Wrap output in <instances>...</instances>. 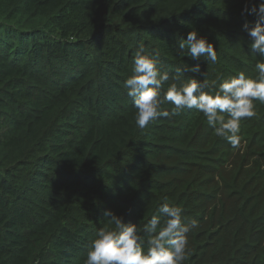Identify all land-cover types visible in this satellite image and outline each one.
<instances>
[{
	"label": "trees",
	"instance_id": "1",
	"mask_svg": "<svg viewBox=\"0 0 264 264\" xmlns=\"http://www.w3.org/2000/svg\"><path fill=\"white\" fill-rule=\"evenodd\" d=\"M217 1L0 0V264H84L97 231L109 225L105 211L136 224L147 242L143 227L164 203L179 206L187 222H199L189 233L184 264H264V170L242 171V181L230 183L206 167L219 177L209 197L213 208L184 206L185 191L170 193V184L159 182L168 169L160 166L150 176L149 160L138 155L156 153L145 149L154 125L138 128L124 87L140 45L172 74L185 63H199L203 76L196 78L210 87L213 63L192 61L178 43L196 30L215 38L220 52L226 36L230 43L239 35L228 16L234 1ZM245 23L252 27L256 18ZM242 36L235 39L246 55L241 72L255 78L256 60L264 57L254 56L244 45L252 38ZM192 75L185 72L168 84ZM254 103L257 115L242 121L241 144L264 165V104ZM161 107L171 111L173 105ZM181 116V125L171 130L186 144L171 150L180 159L194 152L203 160L222 144L234 149L215 140L213 130L204 145L193 143L206 134V117L195 109ZM246 179L249 187L241 184ZM218 200L233 204L219 211ZM203 230L213 232L208 247L202 246Z\"/></svg>",
	"mask_w": 264,
	"mask_h": 264
},
{
	"label": "clouds",
	"instance_id": "2",
	"mask_svg": "<svg viewBox=\"0 0 264 264\" xmlns=\"http://www.w3.org/2000/svg\"><path fill=\"white\" fill-rule=\"evenodd\" d=\"M243 11L256 16L254 26L243 25V30L252 38L250 50L254 56L258 53L264 57V0L251 8L246 5ZM185 48L192 61H201V57L204 62L218 60L213 43L199 36L196 30L188 32L186 39L180 38L181 54ZM133 65L132 75L124 81V87L136 109L135 123L139 129L147 128L158 118H171L186 109H195L206 117L217 137L236 149L242 140V121L257 115L255 101L264 104V60H256L258 75L255 78L240 72L238 76L222 79L214 95L210 94L211 89L204 91L209 87L206 79L196 78L203 76L199 63L195 66L185 63L172 74L162 70L158 58L140 45ZM185 72L193 74L187 82L168 84L170 80L181 81ZM212 87H217L216 81L212 82ZM166 102L173 105L171 111L162 109ZM182 211L179 206L162 204L143 227L142 231L149 235L147 242L136 224H126L122 217L105 211L109 225L97 231L96 238L88 246L84 264H183L188 254L189 233L199 228V222L193 219L184 223Z\"/></svg>",
	"mask_w": 264,
	"mask_h": 264
},
{
	"label": "rangeland",
	"instance_id": "3",
	"mask_svg": "<svg viewBox=\"0 0 264 264\" xmlns=\"http://www.w3.org/2000/svg\"><path fill=\"white\" fill-rule=\"evenodd\" d=\"M235 5V9L232 10V14L229 15L230 23L235 27L233 31L238 30L239 35L234 36L236 40L242 41L245 37L242 34H247L243 30V21L247 17H254L255 15H249L245 13L243 10L247 5L251 8L253 5L258 6L260 0L256 2H252L250 0H218L217 4L221 6L226 4L227 2H231ZM240 11H243L242 17H239L238 14ZM205 27H210L208 24H205ZM225 40H222L220 52L218 51L217 47L213 43L215 49L217 50L218 60L216 63H213L212 66L215 67L216 71L213 72L212 81L217 82V87H210L208 90L211 89V94H215V91L218 88V84L222 82V79H226L232 76H238L241 72L242 63L246 60V55L242 52H238L239 50L236 47V40H231L230 43L228 40V36L225 37ZM209 42H213L215 38H208ZM251 41H247L244 43L246 47H250ZM209 81V82H212ZM172 109V108H170ZM183 112V111H182ZM181 113L173 116L171 118H161L158 119L156 122H153V136L148 138L150 140L149 146L145 147L146 150H154L155 152H142L138 151V155L143 158H147L151 165V169L149 175L152 176L155 173L157 168L160 166H164L168 169V176L163 177L159 182H165L170 184V186L166 189V191L172 193L175 191L186 193V198L188 199L185 202L184 206L192 207V206H199V208H209L212 209L214 206V202L211 199L214 196V184L213 179L219 180V177L212 176L208 174V171L205 169L206 167H210L215 169L216 171H220V175L224 179H228L230 183L232 181H236L240 179L242 181L241 172L248 171L249 174L256 172L259 170H264V165L262 164L260 159L251 158L246 150L244 143H242L239 148L231 149L228 148L225 144L219 146V148L214 151L207 152L204 155L203 160H197L195 157L198 156L196 153H190L189 158L186 160H182L174 153V148L179 149L181 146L186 149V144L180 142L179 138L172 133V128L178 127L181 125ZM205 126H206V134L204 135L201 140H194L193 143H203L204 145L209 139L212 132V128L207 124L205 118ZM214 132V131H213ZM154 133H156L154 135ZM215 140H219L220 143L224 142L223 138L216 137ZM206 149V148H202ZM155 151V150H154ZM217 151H219L217 153ZM248 159L250 162H248ZM132 163H136L135 161H131ZM155 166V167H154ZM252 181H248L247 179L241 182L244 187H249ZM259 184L264 187V175L260 177ZM199 197L204 203L199 201H192V199ZM247 199V198H246ZM246 199H244V203H246ZM233 203L232 202H222L218 200L215 204V208L219 211H222L224 207H230ZM229 209V208H228ZM230 214V210L227 211L225 217ZM196 214H192L188 216L189 219H192ZM198 215V214H197ZM184 217V216H183ZM183 222H186L184 219ZM207 232V238L202 242V246L206 245L205 247L210 246V235L213 232H208L207 230H203ZM234 234L232 238L235 236ZM201 246V247H202ZM198 251V248L194 249L192 252L195 253ZM194 262V261H193ZM184 264V262H183Z\"/></svg>",
	"mask_w": 264,
	"mask_h": 264
}]
</instances>
